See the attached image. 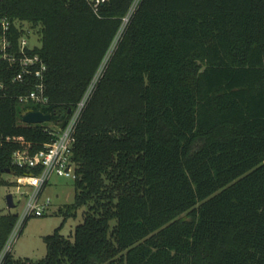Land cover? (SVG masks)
I'll use <instances>...</instances> for the list:
<instances>
[{"label":"trees","instance_id":"1","mask_svg":"<svg viewBox=\"0 0 264 264\" xmlns=\"http://www.w3.org/2000/svg\"><path fill=\"white\" fill-rule=\"evenodd\" d=\"M127 15L77 126L74 201L43 258L2 264H264V0H0L36 28L49 98L21 104L30 86L0 75V184L54 137L23 115L62 126ZM16 218L0 214L1 246Z\"/></svg>","mask_w":264,"mask_h":264},{"label":"built area","instance_id":"2","mask_svg":"<svg viewBox=\"0 0 264 264\" xmlns=\"http://www.w3.org/2000/svg\"><path fill=\"white\" fill-rule=\"evenodd\" d=\"M104 1L89 0V3L94 12H98L99 6ZM128 18L129 15L124 18L123 26L115 37L117 40L116 45ZM34 35L39 40L36 28L28 22L0 16V75L6 76L8 74L9 84L30 86V89L25 93L15 95L19 103L46 106L49 105L44 82L47 65L39 54L31 53L35 47L40 46L38 42L33 43L32 36ZM104 60L105 58L80 100L77 101L73 109L68 111V117L64 124L60 126L50 120L44 126V130L54 136L53 139L43 143L42 147L33 154L28 149L16 150L13 153V164L18 167H25L30 172L25 175L14 176L18 195L17 202H14L15 207L20 202L22 205L21 209L16 212L17 218L6 240L3 253L0 255V264L3 263L6 254L12 251V245L20 235L25 222L32 217L45 216L52 211V200L44 194V188L50 182V179L53 176L72 177L73 179L76 177V165L73 160L76 130L97 81L106 68L104 67ZM8 92V84L4 80H0V98L8 96Z\"/></svg>","mask_w":264,"mask_h":264},{"label":"rangeland","instance_id":"3","mask_svg":"<svg viewBox=\"0 0 264 264\" xmlns=\"http://www.w3.org/2000/svg\"><path fill=\"white\" fill-rule=\"evenodd\" d=\"M33 43L39 42L37 36H32ZM114 44L105 57L104 67H106L112 50L116 45V39ZM5 180L7 184H0V214L7 213L9 211L7 206L6 196L11 193L14 196V202H17V184L13 175L5 174ZM74 179L72 177H59L53 176L50 182L44 188V194L48 195L52 200V211L41 217L30 218L20 235L16 238L12 245L11 253L15 257H29L33 260L41 259L46 254V244L43 241V236L53 233L63 220V213L67 210V206L74 201ZM22 203H18L17 207L12 208L11 212H18L21 209ZM61 208L62 213L58 210ZM84 208L77 210V215L70 216L64 223L61 229V234L72 239V233L76 225L82 222V213ZM6 242L1 246L0 255L3 253Z\"/></svg>","mask_w":264,"mask_h":264},{"label":"water","instance_id":"4","mask_svg":"<svg viewBox=\"0 0 264 264\" xmlns=\"http://www.w3.org/2000/svg\"><path fill=\"white\" fill-rule=\"evenodd\" d=\"M51 120V115L49 113H44L40 110H33L25 113L22 117V121L27 124H39L49 122ZM8 209L11 210L15 207L13 200V194L9 193L6 196Z\"/></svg>","mask_w":264,"mask_h":264}]
</instances>
